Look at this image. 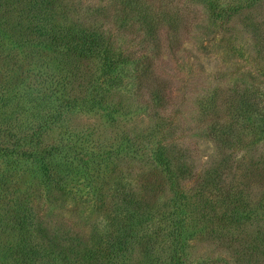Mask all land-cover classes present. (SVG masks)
<instances>
[{"label": "rangeland", "instance_id": "obj_1", "mask_svg": "<svg viewBox=\"0 0 264 264\" xmlns=\"http://www.w3.org/2000/svg\"><path fill=\"white\" fill-rule=\"evenodd\" d=\"M29 1L0 0V150H16L12 158L0 156V264H19V245L35 251L26 264H171L174 256L181 264H264V133L240 131L249 149L224 150L234 166L231 186L219 191L203 183L224 164L205 100L214 99L227 119L236 90L264 106V0H147L160 17L181 13L188 28L163 27L157 49L141 48L144 31L121 16L115 0H54L53 23L64 13L77 23L92 14L120 39L115 54L134 51L148 60L151 71L141 79L130 76L131 65L128 77L114 82L99 81L95 60L73 57L66 64L48 52L40 56L46 68L38 77L18 68L24 52H10L8 37L15 21L27 20L21 9ZM44 3L48 9L50 0ZM24 85L35 89L29 101ZM159 90L165 107L156 99ZM162 118L169 122L163 132ZM36 131L43 134L28 143ZM162 133L169 140L164 157L182 153L200 180L180 182L178 229L172 181L153 157ZM54 146L63 150L56 163L64 166L53 172L55 182L43 185L34 160L17 153ZM227 188L244 195L227 198ZM253 244L257 249L246 254Z\"/></svg>", "mask_w": 264, "mask_h": 264}, {"label": "trees", "instance_id": "obj_2", "mask_svg": "<svg viewBox=\"0 0 264 264\" xmlns=\"http://www.w3.org/2000/svg\"><path fill=\"white\" fill-rule=\"evenodd\" d=\"M44 1L45 0H30L26 3L21 10H23L27 20L18 22L15 21V24L11 26L12 34H9L8 40L13 48L10 52H24V55L20 57L21 59L17 60V62H19L18 65L15 60L14 64H16L18 68L27 67L34 73L37 71L34 77H38L39 71L46 68V59L40 56L43 52H48L52 54L54 58L62 60L66 64H68L69 59H72L73 57H76L74 59L75 61H79L78 59L81 58H83L84 61H89V63L92 60H95V62L97 61V67L101 71L98 75L99 81L100 78L107 82L124 80L128 77L126 69L131 65L133 70L132 73H130V76H135V78L138 79H141V77L151 71V68L148 67V64L146 63L148 60H144L143 57H137L136 52L134 51L128 52L124 56L115 54L114 49H116L115 46H117L115 41H119L120 39H116L115 35H111L103 31V26L100 25L95 18H93L92 14H89L88 22L80 21L81 23H77L79 21H72L71 19L67 20L68 17H66V13H64L62 19H59L58 22L54 19L55 23H53V21L50 20L53 18L51 17V14L48 15V11L52 10L51 6L54 0H50L48 9H45V5H47V3H44ZM115 3L118 12L125 20L130 19L133 21L135 19V21L130 23H138L140 28H142L141 30L144 31L145 41L143 42L144 45H142L141 48H149L150 45H153L155 49L160 47L159 44L156 43L159 41L158 35L161 29L165 26H168L169 29H173L176 33L188 31L186 30V20H183L182 15L179 12L176 14L173 13L172 15L170 13H165L167 16L166 18L164 16L160 17L157 11L152 9L153 4H148L147 0H115ZM125 22L123 23L125 24ZM16 24L19 25L14 26ZM16 29H19V33ZM117 44L120 46H118V50L123 54L121 46L124 45L125 42L122 41ZM137 45L139 46V44ZM145 45L146 47H144ZM73 71L75 70L71 71V76L76 74ZM76 71L79 72V70ZM76 78L77 76L75 75L74 79ZM138 82L140 84V81ZM24 87L27 88L26 94L29 101V95H33L35 89L31 85H24ZM126 87H133V84L127 83ZM136 93L138 92H136L135 89V94ZM236 94L239 98L229 104V119L225 117V114L220 113L222 110L218 109V103L216 104L214 99L211 102L205 100L204 105V116L212 119L210 135L213 136L216 142H218L216 146H218V151L220 150L218 153L222 158H220L221 161L224 160V164L219 163L215 169L213 168L212 172L204 179L205 181L203 183H206V187L212 186L214 189L219 191L221 190L220 188L231 186L227 185L228 175L232 173L234 167L231 163L232 161L229 157H227L224 150L229 149L232 153L236 150L248 148V144L246 145L241 143L242 141H246V139L245 137L243 139L240 131L250 129L251 135L254 137H256L255 134H257L258 131L264 133V106L262 107V104L259 103H262L263 100H258L259 102H257V100L250 97L249 94H239L237 90ZM253 94L256 96V93ZM90 97L92 99V96ZM156 99L161 103V107L166 106V99L161 95L160 90L156 93ZM90 102H94V99ZM85 104V106H87V102H85ZM144 116L146 115L143 114V119L145 118ZM174 116L175 115L171 116V118ZM0 120L2 121L3 119L1 118ZM167 121L168 120L162 118L161 122L158 123L160 125V131L166 129L168 125L167 123H169ZM247 125H250V127ZM41 133L43 134V131H36L32 135L29 134L30 137H28L27 142L30 143L31 141L34 142L33 140L36 141L40 138ZM168 141V138H165L164 133H162L157 143V150L155 151L153 157L155 162H159V164L165 166L166 174L172 181L175 191L172 205L176 212V229H178L179 227L182 228L184 220V218H182V214L184 213V210L182 209L184 191L180 182L186 181V179L191 180L194 178V175L191 176L189 167L182 163L185 162L184 157H182L184 156L182 153H178L177 156H174L172 159L170 157H164L162 149H164ZM15 145L18 146L21 144L19 141H16ZM35 146L38 147L39 143L35 144ZM237 146H240L241 148H237ZM39 148H35L32 153L19 150V153H17L18 158H22L23 156V158L25 157L28 160H34L35 167L37 168V172L35 173L39 174L38 176L42 178L41 182L43 185L55 182L58 177H56L53 172L57 171L58 167L63 169L64 166V164L62 166L60 162L56 163L58 160L57 156H61L63 150L57 146L51 147L48 150H40ZM14 151L16 152V150H0V156L12 158L15 155ZM230 156L232 157L231 154ZM51 161L54 162L52 163ZM180 164H182V167L178 168L177 165L179 166ZM193 181L197 183L200 182L198 174ZM224 194L227 195V198L231 197L233 199L238 198L239 196L241 198L244 195L243 192L239 193L238 188H227ZM22 220L23 221L18 223V226H20V224L21 227L23 226L25 219ZM21 227L17 230L20 231ZM175 247L177 248L175 253L178 254V251L182 250V246L179 241L176 242ZM257 247L258 246L254 244L250 245L248 247V253L246 254L250 255L252 250H256ZM14 253L16 254L14 262L26 264V262H23L22 260L25 261V257L30 254H34L35 251L31 246L19 245L14 249ZM260 254L264 259V252H260ZM263 259L262 261H264ZM243 262L245 263V261ZM171 264H181L180 258L178 256H174Z\"/></svg>", "mask_w": 264, "mask_h": 264}]
</instances>
